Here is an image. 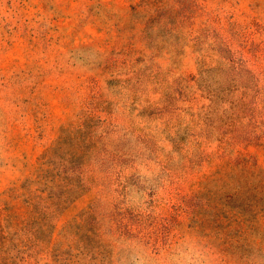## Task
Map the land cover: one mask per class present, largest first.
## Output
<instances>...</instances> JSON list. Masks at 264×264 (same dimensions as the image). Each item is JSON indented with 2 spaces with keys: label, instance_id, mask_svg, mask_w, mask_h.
<instances>
[{
  "label": "rangeland",
  "instance_id": "obj_1",
  "mask_svg": "<svg viewBox=\"0 0 264 264\" xmlns=\"http://www.w3.org/2000/svg\"><path fill=\"white\" fill-rule=\"evenodd\" d=\"M264 264V0H0V264Z\"/></svg>",
  "mask_w": 264,
  "mask_h": 264
},
{
  "label": "clouds",
  "instance_id": "obj_2",
  "mask_svg": "<svg viewBox=\"0 0 264 264\" xmlns=\"http://www.w3.org/2000/svg\"><path fill=\"white\" fill-rule=\"evenodd\" d=\"M197 264H198V262H197Z\"/></svg>",
  "mask_w": 264,
  "mask_h": 264
}]
</instances>
